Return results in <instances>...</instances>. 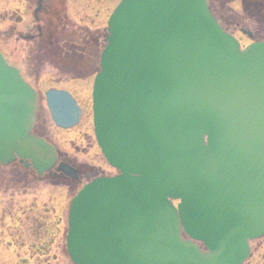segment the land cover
<instances>
[{"label": "water", "instance_id": "95a60500", "mask_svg": "<svg viewBox=\"0 0 264 264\" xmlns=\"http://www.w3.org/2000/svg\"><path fill=\"white\" fill-rule=\"evenodd\" d=\"M108 32L94 126L120 175L72 200L71 261L242 264L247 241L264 235V43L239 50L204 0H122ZM46 98L57 126L78 123L68 93ZM35 108L34 90L0 56V164L29 159L42 175L58 154L31 135Z\"/></svg>", "mask_w": 264, "mask_h": 264}, {"label": "rangeland", "instance_id": "374dc122", "mask_svg": "<svg viewBox=\"0 0 264 264\" xmlns=\"http://www.w3.org/2000/svg\"><path fill=\"white\" fill-rule=\"evenodd\" d=\"M60 1L62 3H58L57 8L68 29H74L77 37L85 35L86 40L91 37L95 39L97 46L92 68L95 67L96 71L108 35L106 22L121 0H57ZM223 3L221 10L217 8V3L214 4L217 16L219 11H226V14L237 12L241 16L244 14L238 0ZM26 5L25 0H0V53L39 93L37 131L75 166L83 167L87 172L90 169L105 174L116 173L107 165L97 145L92 100L85 97L87 89L90 92L97 72L88 78H80L70 73H61L58 67H53L44 58L45 52L35 38L37 22L32 15L35 5ZM66 26L62 25L64 29ZM46 36L52 41L53 34L47 32ZM237 36L241 35L238 33ZM242 39L243 44L248 43L245 37ZM52 88L67 90L77 98L84 113L79 125L69 130L58 129L53 125L43 98V93ZM50 173L56 172L52 170ZM44 178L39 180L16 165L0 166V264H70L65 255L67 211L71 199L88 181L81 179L70 186L59 181L58 177ZM36 210L47 219L31 213ZM26 218H37L42 228L36 231L48 230L49 237H53L48 255L37 254L35 239L21 228ZM56 219H60L56 225L58 235L54 229L49 228L50 221L52 223ZM257 244L252 243L251 247L256 248ZM29 251L34 252L30 259ZM247 262L264 264V243Z\"/></svg>", "mask_w": 264, "mask_h": 264}, {"label": "flooded vegetation", "instance_id": "af4514ba", "mask_svg": "<svg viewBox=\"0 0 264 264\" xmlns=\"http://www.w3.org/2000/svg\"><path fill=\"white\" fill-rule=\"evenodd\" d=\"M25 1L27 4L26 7L29 4L35 5L32 14L34 20L37 22L35 26L36 29L35 38H37L36 36L40 31L42 30L47 31L49 28H52L56 32V34H60L62 36L56 40L55 44L43 43L42 39H40L41 42L40 48L42 49L43 52H45V57L48 58L50 56L51 49L55 48L58 52L57 54L59 55L58 56L59 62L65 59H68L70 62H72L68 66L62 64L67 73L72 74V76H76V77L79 76L80 78H88V76H90V72L92 73L94 70L91 68L92 70L90 69L91 70L90 72L89 70L85 71L81 67H79V64H81L80 62L83 61V59L85 60V63H89V64L91 63L90 59H88L89 56H92L91 52L89 51V40H86L87 37L85 35H82L81 37H77V33L73 31L74 29L73 30L68 29V26H66L67 24L62 21L63 19L61 16L62 14L60 13V9L57 8L58 6L57 4L62 2L61 1L57 2V0H25ZM216 2H217V8L221 10L224 3L218 1ZM238 2L240 3V7L242 8L244 13L242 14V16L240 14H237V12L226 14V11L218 10L219 11L218 16L216 15V12H214L216 18L222 24V27L238 41V43L242 48L252 43L263 42L264 41V0H238ZM215 11H216V7H215ZM62 25H65L67 27L66 29L69 31L64 29ZM238 33L242 37H245V39L248 42L247 44L242 43L243 39L241 36H237ZM94 45L97 46V44ZM12 165L19 166L25 172H29L33 176H36L29 167H26L24 164L18 161L14 162ZM45 176L54 177L53 175H45ZM31 212L33 214L38 215L37 211H31ZM56 223H58L57 220L55 221V223L53 222L51 223L50 221L49 228L54 229V231L58 235V230L55 225ZM41 228L42 225L40 223H35L34 225H32V222H30L29 225L26 222L25 224L22 225V229L25 232H27L26 234L33 237V239H35V241L38 243L39 246L38 253L45 256L48 255L50 252L49 246L52 242L53 237L52 238L49 237L48 234H50V232L48 233V230L42 232L36 231L37 229H41ZM254 243H258L260 246L261 244L264 243V238ZM42 244L45 245L42 246ZM258 244L256 245V248H252L250 245V259L257 252V249L259 248ZM53 259H55L54 256ZM247 261L246 264L248 263Z\"/></svg>", "mask_w": 264, "mask_h": 264}, {"label": "bare ground", "instance_id": "6f19581e", "mask_svg": "<svg viewBox=\"0 0 264 264\" xmlns=\"http://www.w3.org/2000/svg\"><path fill=\"white\" fill-rule=\"evenodd\" d=\"M89 89H87V94L85 95V97L87 98V99H90V92L88 91ZM89 92V93H88Z\"/></svg>", "mask_w": 264, "mask_h": 264}]
</instances>
